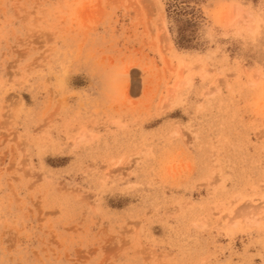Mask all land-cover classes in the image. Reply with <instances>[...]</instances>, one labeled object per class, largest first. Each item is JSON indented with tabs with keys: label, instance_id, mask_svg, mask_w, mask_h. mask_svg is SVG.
<instances>
[{
	"label": "rangeland",
	"instance_id": "rangeland-1",
	"mask_svg": "<svg viewBox=\"0 0 264 264\" xmlns=\"http://www.w3.org/2000/svg\"><path fill=\"white\" fill-rule=\"evenodd\" d=\"M0 264H264V0H0Z\"/></svg>",
	"mask_w": 264,
	"mask_h": 264
}]
</instances>
